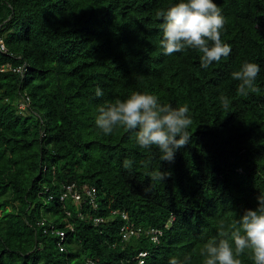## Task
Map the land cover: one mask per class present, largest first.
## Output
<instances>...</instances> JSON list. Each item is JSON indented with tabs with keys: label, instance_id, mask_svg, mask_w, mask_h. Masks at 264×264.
<instances>
[{
	"label": "trees",
	"instance_id": "trees-1",
	"mask_svg": "<svg viewBox=\"0 0 264 264\" xmlns=\"http://www.w3.org/2000/svg\"><path fill=\"white\" fill-rule=\"evenodd\" d=\"M178 2L0 0V264H137L140 252L146 264L186 255L204 264V244L229 238L233 221L258 206L264 0H214L231 53L207 69L198 50L165 55L160 47L157 13ZM246 60L260 67V91L244 96L231 73ZM132 92L188 105L191 139L174 162L161 161L155 146L140 148L125 127L104 135L96 126L99 106ZM156 169L169 177L151 181ZM127 225L160 230L159 244L146 233L125 242ZM238 258L254 264L250 249Z\"/></svg>",
	"mask_w": 264,
	"mask_h": 264
},
{
	"label": "clouds",
	"instance_id": "clouds-1",
	"mask_svg": "<svg viewBox=\"0 0 264 264\" xmlns=\"http://www.w3.org/2000/svg\"><path fill=\"white\" fill-rule=\"evenodd\" d=\"M162 20L159 25L162 31L160 47L165 55L182 52L186 48L198 50L202 53L200 67L207 69L214 61L228 57L231 45L221 40V30L225 26V18L214 0H180L167 10L157 13ZM260 67L256 63L244 61L238 71L231 73L233 80L239 81L237 94L248 95L249 92L259 93L256 78ZM103 91L96 89V96H102ZM222 107L228 110L229 98L219 97ZM21 103L20 108L24 109ZM95 118L96 126L104 135H110L116 126L125 127L132 131L135 143L142 149L150 150L153 146L160 151L161 161L174 162L178 150L189 143L191 136L188 129L193 123L187 104L173 107L168 103H161L158 96L150 93L132 92L126 99L99 106ZM133 161L125 159L123 167L131 168ZM141 166L147 168L151 161H140ZM153 182H164L169 176L160 169L149 173ZM258 206L255 210L245 209L233 223L237 227L231 231L229 238L209 240L201 249V256L206 257L204 264H241L238 258L246 249H250L254 264H264V192L257 198ZM223 223L220 224L223 236ZM141 232L124 239L125 231L138 230ZM134 229L132 225L124 226L122 239L129 242L144 233L154 244H159L162 232L160 230L143 231ZM129 233V232H127ZM62 244H60V247ZM147 252H140L136 257L137 264H146ZM191 255L183 260L171 257L168 264H190ZM85 264H100L87 259Z\"/></svg>",
	"mask_w": 264,
	"mask_h": 264
},
{
	"label": "built area",
	"instance_id": "built-area-1",
	"mask_svg": "<svg viewBox=\"0 0 264 264\" xmlns=\"http://www.w3.org/2000/svg\"><path fill=\"white\" fill-rule=\"evenodd\" d=\"M73 187L72 186H70V187H68L67 188V190H68V192L69 193H72V189ZM87 194L90 196V197H93L94 196V194H95V190L93 189V190H89V191H87ZM73 199H74V201H75V203L76 204H78V202H80L82 199H81V196L80 195H78V194H73ZM126 233L124 234V239H127L129 236H131V235H134V234H138V233H140L141 232V230L140 229H138V230H127V231H125ZM127 232H129V233H127Z\"/></svg>",
	"mask_w": 264,
	"mask_h": 264
}]
</instances>
